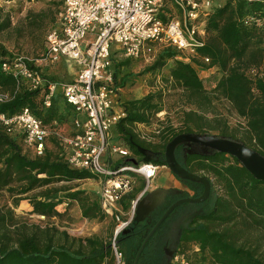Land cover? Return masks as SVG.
I'll return each instance as SVG.
<instances>
[{
	"label": "trees",
	"instance_id": "16d2710c",
	"mask_svg": "<svg viewBox=\"0 0 264 264\" xmlns=\"http://www.w3.org/2000/svg\"><path fill=\"white\" fill-rule=\"evenodd\" d=\"M160 17L166 19L164 13ZM9 22V18L1 21L0 31ZM204 29L205 42L195 53L185 55L171 46L163 47L146 67L150 73L167 69L162 82L171 93L162 88L120 101L116 91V101L124 116L111 127V141L126 146L130 154H107L104 162L110 169L143 162L166 165L165 146L181 133L224 136L264 156V0H224L213 5L204 17ZM185 56L187 60L183 59ZM203 56L210 62L204 63ZM14 58L0 43V89L8 92V98L0 101V113L11 116L29 107L45 123L68 119L72 112L60 101L59 94L45 104L46 85L55 82L53 77L40 73L45 84L33 88L2 70V61ZM24 60L29 67L39 70L33 62ZM122 65L123 62L113 60L114 88L125 84V75H119ZM206 71L217 73L211 87L199 74ZM176 91L181 95V105L187 108L182 110L179 125L167 123L158 127L156 141L141 137L135 126L149 125L151 117L163 109L165 100ZM224 101L234 115L243 119L242 125H229L227 116L217 107V103ZM22 139V133L7 132L0 122V191L7 188L25 194L40 187L29 202L32 213L45 219L59 217V205L68 202H76L86 219L105 216L98 190L53 186L58 182L98 180L97 174L70 167L67 149L57 137L53 139V148H48L45 141L40 155L27 154ZM147 153L153 156L147 157ZM174 157L186 170L208 180L209 195L200 202L175 206L146 240L135 264H170V260L165 263L170 250L166 232L173 219L183 213L188 217L179 226L176 252L200 264H264V257L247 236L252 229L264 236V180L256 178L235 155L225 151L186 152L183 143H178ZM179 178L192 194L178 189L164 193L144 219L137 221L133 217L127 231L118 232L114 239L113 235L71 236L51 223L25 221L12 208L0 205V264H115L112 241L122 253L123 264H133L142 241L167 207L179 198L201 195V181ZM11 184L16 186L11 188ZM60 189L65 190L62 195ZM128 198L126 193L119 200L124 208Z\"/></svg>",
	"mask_w": 264,
	"mask_h": 264
},
{
	"label": "built area",
	"instance_id": "2783aa9c",
	"mask_svg": "<svg viewBox=\"0 0 264 264\" xmlns=\"http://www.w3.org/2000/svg\"><path fill=\"white\" fill-rule=\"evenodd\" d=\"M58 20L47 31L40 62L53 64L60 58L68 59L77 67L75 77L62 84V96L75 112L74 131L64 133L57 129L56 121L45 123L23 107L6 116L0 113V122L7 132L23 134L22 143L33 154L40 155L50 134H54L67 149L66 161L76 169H87L98 175L100 206L105 215L116 219L114 235L125 229L133 216L136 201H132L131 214L120 219L116 204L128 191L133 176L141 175L146 188L155 177L157 165L143 162L110 169L104 162L107 154L128 156L126 146L110 141L111 127L124 116L116 101L113 87V56L152 59L163 47L171 46L183 53H195L205 42L204 17L212 8L211 0H61ZM164 13L166 19L160 14ZM116 45V46H114ZM178 58H182L179 56ZM188 59V56L183 58ZM204 63L210 59L203 56ZM35 65V64H34ZM4 72L24 80L30 87L45 84L41 72L28 66L21 57L1 63ZM55 83L46 85L45 104H49ZM8 93H0V101ZM56 127V128H55ZM45 219L43 215H38ZM116 264L122 253L112 241ZM197 250V246H195ZM170 264H200L186 254L172 251Z\"/></svg>",
	"mask_w": 264,
	"mask_h": 264
},
{
	"label": "rangeland",
	"instance_id": "374dc122",
	"mask_svg": "<svg viewBox=\"0 0 264 264\" xmlns=\"http://www.w3.org/2000/svg\"><path fill=\"white\" fill-rule=\"evenodd\" d=\"M212 5H219L224 0H211ZM58 3V4H56ZM61 11V0H0V22L5 18H9V25L0 31V43L9 51L11 56L21 57L30 62H37L44 48V39L48 29L57 22L59 12ZM53 21L51 23V20ZM205 35V39H206ZM116 46V45H114ZM187 51L183 54L187 55ZM154 58H126L123 55L116 54L113 56L115 62H123L120 67L119 75H125V84L119 87L118 97L120 101L139 98L150 91L164 88L166 93H171V89H166L162 82V76L167 74V69L157 70L154 73L147 72L145 69L149 66ZM211 72V71H210ZM199 72L208 87H211L217 73ZM61 81H66L68 78L67 72H62ZM54 80H58L57 75H51ZM0 93H8L0 89ZM181 95L178 91L173 93L165 100L164 107L151 117L149 125H136L135 130L138 131L141 137L151 138L156 141L158 135L156 130L161 125L171 123L173 126L179 125L181 121L182 110L187 109L182 104ZM218 109L227 116L230 126L242 125L243 119L237 117L231 112L227 102L217 103ZM69 111V109L67 108ZM66 129V127L64 128ZM63 131V130H62ZM67 133L66 131H63ZM215 135V134H212ZM54 134H50L46 139L48 148H53ZM110 141L111 131L109 133ZM183 151L186 152H210V147L198 144L194 141H183ZM175 148V147H174ZM24 151L33 155L30 149L23 146ZM174 155V149H173ZM147 157H152L153 154L147 153ZM175 158V157H174ZM176 160V159H175ZM171 171L167 166L161 170ZM161 172V171H160ZM16 184H11L10 187H15ZM53 186L68 187L70 190L85 189L87 191H96L99 189L97 180L84 179L74 180L69 182H58ZM44 187H42L43 189ZM41 188H36L25 194H17L10 189L0 191V205H7L12 208L15 215L21 219L32 223H51L61 230H66L71 236L85 237L90 235H99L108 237L114 235L116 227V219L112 216H104L100 219H86L81 215L79 206L76 202L62 203L59 205L61 215L59 217H50L42 219L37 214L32 213V206L29 202V197L36 194ZM204 189V188H203ZM63 191L59 190L62 195ZM203 192V191H202ZM202 194V193H201ZM209 195V194H208ZM203 201V200H202ZM187 212V211H183ZM183 215H186L183 213ZM182 216V215H181ZM188 216H177L170 224L167 230V240L170 248L175 243L180 224L186 221ZM247 236L252 245L257 247V251L264 257V236L257 229H252L247 232ZM170 251V250H169ZM172 252H167L165 263L171 258ZM123 264V261L121 260Z\"/></svg>",
	"mask_w": 264,
	"mask_h": 264
},
{
	"label": "water",
	"instance_id": "95a60500",
	"mask_svg": "<svg viewBox=\"0 0 264 264\" xmlns=\"http://www.w3.org/2000/svg\"><path fill=\"white\" fill-rule=\"evenodd\" d=\"M183 141H194L198 144L205 145L210 147L213 150L225 151L230 154L235 155L242 164L256 177L264 180V156L260 155L251 148L245 146L242 142L234 139H230L224 136L208 135V134H199V133H181L174 136L165 146L164 150V161L166 166L176 173L177 175L188 178L194 181H201L204 184V189L201 195L197 197H182L175 200L171 203L159 219L155 222L153 227L150 229L144 240L142 241L133 261V264L136 263L138 255L142 250L146 240L154 232V230L159 226V224L165 219V217L170 213V211L180 204L181 202H200L204 200L210 191V185L206 178L191 173L182 167L174 158L173 149L174 147ZM150 195H145L138 203L137 209L135 210V220H142L148 215V213L154 208L158 203H152L150 200ZM124 230L123 232H125Z\"/></svg>",
	"mask_w": 264,
	"mask_h": 264
},
{
	"label": "crops",
	"instance_id": "0c3cea01",
	"mask_svg": "<svg viewBox=\"0 0 264 264\" xmlns=\"http://www.w3.org/2000/svg\"><path fill=\"white\" fill-rule=\"evenodd\" d=\"M61 7H62V3H61ZM34 64L36 67L39 68V71L43 75H47V76L57 75V77H59L58 80H55V82H54L56 87H55L53 95L59 94L60 99H61L60 101L65 102V100L62 96V84L65 82L71 81L75 77L77 67L74 64V62H72L68 59H65V58H60V60L58 62L53 63V64H47L44 62H40L39 60L37 62H35ZM64 71L67 72V74H68V78L65 82L61 81V79H62L61 77H63L61 74ZM65 105H66V108H68L72 112L69 115L68 119H66L63 122H58L57 120H52L48 124H51L53 121H56L57 129H62L63 131H66L67 133H72L75 130L74 125H73V119L75 117V112L73 111V108L71 105L67 104L66 102H65ZM138 125H142V124H138ZM65 127H66V129H64ZM110 131H111V129H110ZM110 131H109V133H110ZM162 167H166V165H157L156 175L150 181V184L148 185L147 188H146V182L141 175H135L132 173L129 174L131 177L133 176L131 186L128 189V191H126L122 194V195H124L126 193H129V195H130V198H128L125 201V202L128 201V203H126L127 207L124 208L123 205L119 202L122 195L116 204L115 213H118L120 219L124 220V219H127L130 217L131 204H132V201L135 200L136 204H135L133 216L131 217V219H132L135 216V210L137 209L139 201L147 194L150 195V198H151L150 200H152V203H156L158 199L160 200V197L164 193L172 192L176 189L186 190L189 192V194L193 193V191L188 189V187L180 180L179 177H181V176L177 175L173 171L167 172V171H165V169L161 170ZM189 197H191V196H189ZM105 216H108V215H105ZM183 216H186V215L182 214V216H180V217H183ZM124 230L127 231V229H123L122 231H124ZM177 239H178V233H177L174 245L172 246V248H170V251H168L169 254L175 249ZM169 247L170 246H168V248ZM115 264H116V261H115ZM120 264H122V263H120Z\"/></svg>",
	"mask_w": 264,
	"mask_h": 264
}]
</instances>
